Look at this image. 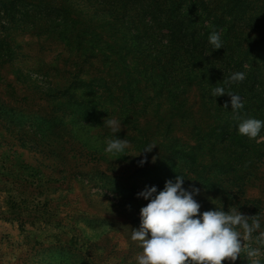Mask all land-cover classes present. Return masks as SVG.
<instances>
[{
  "label": "rangeland",
  "instance_id": "1",
  "mask_svg": "<svg viewBox=\"0 0 264 264\" xmlns=\"http://www.w3.org/2000/svg\"><path fill=\"white\" fill-rule=\"evenodd\" d=\"M248 118L264 121V0H0V264H136L137 194L177 175L201 214L234 206L264 230ZM115 138L126 155L105 152Z\"/></svg>",
  "mask_w": 264,
  "mask_h": 264
},
{
  "label": "clouds",
  "instance_id": "2",
  "mask_svg": "<svg viewBox=\"0 0 264 264\" xmlns=\"http://www.w3.org/2000/svg\"><path fill=\"white\" fill-rule=\"evenodd\" d=\"M209 43L213 51L223 48L220 35L215 31L210 34ZM244 79L245 74L237 72L224 83L242 82ZM211 94L213 97L230 96L231 109L235 114L233 119L240 120L238 112L244 108L240 96L226 91L224 87L213 88ZM224 107L228 108L227 103ZM104 124L113 133L121 130V122L116 119L106 118ZM262 128L264 121L248 118L239 124L238 132L255 139ZM106 145V153L124 156L129 141L108 139ZM155 147V144H150L141 153H150ZM146 162L145 155L140 165ZM184 181L183 175H177L175 182H165L163 190L146 186L137 194L138 198L142 197L148 203L140 209L139 228L131 230L132 241L138 242L142 249L135 257L136 264H223L224 261L234 264L242 253L247 264H261L264 230H261L260 218L257 215L247 216L234 206L227 212L217 207V210L201 214V205L194 199L200 189L195 186H190V190L185 189Z\"/></svg>",
  "mask_w": 264,
  "mask_h": 264
}]
</instances>
